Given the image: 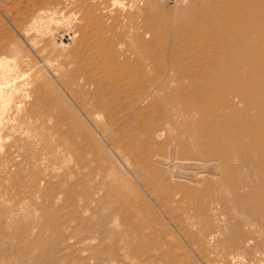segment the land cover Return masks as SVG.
Segmentation results:
<instances>
[{
    "label": "bare ground",
    "instance_id": "obj_1",
    "mask_svg": "<svg viewBox=\"0 0 264 264\" xmlns=\"http://www.w3.org/2000/svg\"><path fill=\"white\" fill-rule=\"evenodd\" d=\"M85 2L51 0L24 14L21 26L31 56L23 55L18 46H3L0 145L1 141L5 144L0 148V176L25 164L31 189L40 197L47 196L49 203H57L58 194L71 189L68 182L51 184L43 174L63 159L64 146L51 142L50 129L34 131L38 126H59L61 101H50L47 95L62 89L68 96L64 102L108 136L135 180L151 197L156 196L160 207L174 202L175 192L182 188L187 197H199L204 220L192 234L182 228L196 253L209 259L217 250L219 259L212 264H264V0L202 1L189 19L203 30L173 32L168 35L171 49L164 55L170 61L137 68L129 61L101 57L103 52L89 41L100 16ZM119 110L122 115H136L134 120L150 113L140 131L146 145L138 138L139 132L124 134L123 127L115 126ZM180 127L191 140L175 134ZM160 139V149L169 154L164 159L166 170L150 165L153 146ZM177 150L182 163L172 157ZM183 166L191 172L187 176L195 178L188 179L195 186L177 181L186 171ZM42 183L46 185L41 188ZM97 192L96 188L85 190L83 205L96 203ZM127 203L133 205L135 200L128 197ZM208 216L220 222L217 228L208 226ZM117 222V216L108 215L103 226L117 236L113 227ZM144 233L143 228L129 227L122 244L132 246ZM96 238L89 234L80 240L94 248L91 243ZM94 256L97 264H111L109 257L99 256L96 250Z\"/></svg>",
    "mask_w": 264,
    "mask_h": 264
},
{
    "label": "rangeland",
    "instance_id": "obj_2",
    "mask_svg": "<svg viewBox=\"0 0 264 264\" xmlns=\"http://www.w3.org/2000/svg\"><path fill=\"white\" fill-rule=\"evenodd\" d=\"M50 1L0 0V58L5 56L3 46L8 45L18 46L23 55L33 54L28 36L22 30V18L30 9H36ZM202 1L204 0H86L85 4L96 8L100 16L96 19L95 28L92 29L93 38L89 41L103 52L101 57L108 61H129L135 68L150 62L155 65L169 62L168 57L164 58V55L168 56L172 44L168 35L186 28L203 30L201 25L194 24L189 19V14L197 12ZM226 16L224 14L222 17ZM49 76L51 77L50 74ZM152 76L156 77L157 71H154ZM38 79L43 80L40 76ZM51 79L55 81L52 77ZM60 90H56L57 93L49 92L50 95H47L50 101L58 99L61 101L59 126H38L34 131L42 132L48 128L51 131V142L59 141L64 146L63 159L56 164L53 163L50 170L44 171L43 174L51 184L61 183L62 186L70 183L72 190L58 194L60 198L57 203H49L47 196L40 197L31 189V175L25 169V164H18L8 173L1 172L0 264H97L94 258L95 250L99 256L109 257L111 264L216 262L220 256L217 250L208 255L209 259L204 258L196 253V246H193L192 240L186 239L182 231L186 229L187 233L192 234L204 220L200 214L202 212L199 197L194 194L196 197L194 200L193 197H189L192 194L187 197L185 195L187 192L182 193V190H185L182 188L176 191L177 193L179 191L180 195L175 192V201L166 204L169 208L160 207L155 202L156 196L151 197L143 185L135 180L122 153L112 146L108 136L99 133L95 123L82 112L66 104L64 101L68 96L62 89ZM121 113L122 110L117 112L119 117L115 120V126L123 127L120 129L124 134L139 132L138 138H142L141 142L145 144L146 138L140 135L142 134L140 131L143 130L141 127H146V121L143 120H146L144 117L150 113L143 115V118L136 117L135 120L133 117L136 115L126 116L124 112L123 115ZM180 128L174 130L175 134L177 131V135L180 133L179 136L184 140L185 138L191 140L185 129ZM158 141L155 142L158 146L155 147V144L153 146L154 156L150 165L166 170L168 164L164 159H167L169 154L160 149L163 139ZM1 142L5 144L4 141ZM126 143L129 145L128 141ZM175 154L172 155L173 159L182 163L183 156H178L182 154L179 151ZM69 168H72L73 173H68ZM182 170H186L184 172L186 178L184 175L177 176V181L183 184L187 182L186 186L193 184L195 186V183L191 184L190 180L195 178L190 177L192 175L189 169L183 166ZM44 185L46 184L42 183L41 188ZM203 185L205 184H198L200 188L204 187ZM94 188L98 191L96 194L98 201L83 205L85 190L93 191ZM228 193L230 194V191ZM128 197L135 200L133 205L127 203ZM150 202L152 205H148ZM149 207L152 208L151 213ZM195 213L200 215L197 216ZM192 214L197 218L191 217ZM108 215L119 218L120 223L117 222L113 226L119 233L117 236H113L103 226V220ZM206 221L208 226L214 228L220 224L211 216L206 217ZM129 227L145 230L144 235L140 239L137 237L130 247L128 243L122 244L127 239ZM89 234L97 237L91 243L94 248L88 246L89 241L80 240V237H87ZM117 241L120 245L116 244Z\"/></svg>",
    "mask_w": 264,
    "mask_h": 264
}]
</instances>
